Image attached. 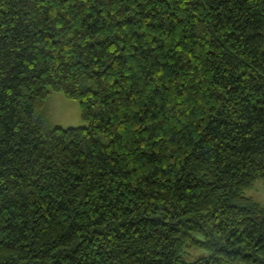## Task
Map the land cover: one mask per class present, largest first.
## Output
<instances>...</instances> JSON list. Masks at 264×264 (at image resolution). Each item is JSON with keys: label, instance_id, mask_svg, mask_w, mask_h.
I'll use <instances>...</instances> for the list:
<instances>
[{"label": "trees", "instance_id": "trees-1", "mask_svg": "<svg viewBox=\"0 0 264 264\" xmlns=\"http://www.w3.org/2000/svg\"><path fill=\"white\" fill-rule=\"evenodd\" d=\"M259 180L264 0H0V264H264Z\"/></svg>", "mask_w": 264, "mask_h": 264}, {"label": "rangeland", "instance_id": "rangeland-1", "mask_svg": "<svg viewBox=\"0 0 264 264\" xmlns=\"http://www.w3.org/2000/svg\"><path fill=\"white\" fill-rule=\"evenodd\" d=\"M48 128L71 129L85 127L81 118V108L78 101L66 98L62 93H51L42 113ZM246 197L251 198L264 207V183L257 181L246 192ZM189 262L206 257L208 254L201 250L189 251Z\"/></svg>", "mask_w": 264, "mask_h": 264}]
</instances>
